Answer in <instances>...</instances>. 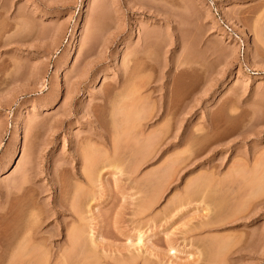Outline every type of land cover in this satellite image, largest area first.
<instances>
[{
  "label": "rangeland",
  "instance_id": "374dc122",
  "mask_svg": "<svg viewBox=\"0 0 264 264\" xmlns=\"http://www.w3.org/2000/svg\"><path fill=\"white\" fill-rule=\"evenodd\" d=\"M4 207L0 264H264V0H0Z\"/></svg>",
  "mask_w": 264,
  "mask_h": 264
},
{
  "label": "bare ground",
  "instance_id": "6f19581e",
  "mask_svg": "<svg viewBox=\"0 0 264 264\" xmlns=\"http://www.w3.org/2000/svg\"><path fill=\"white\" fill-rule=\"evenodd\" d=\"M81 31H82V30H81ZM81 34H82V33H81ZM81 34H80V35H81ZM144 54H145V53H144ZM134 61H135V60H134ZM134 63H135V62H134ZM135 65H136V64H135ZM134 67H135V66H134ZM136 75H137V74H136ZM129 77H130V76H129ZM134 77H135V76H134ZM137 77H138V76H137ZM137 77H136V78H137ZM129 79H130V78H129ZM131 79H132V78H131ZM131 79H130V80H131ZM127 82H128V81H127ZM128 83H129V82H128ZM127 85H128V84H127ZM125 86H126V85H125ZM130 86H131V84H130ZM131 90H132V89H131ZM123 92H124V91H123ZM125 93H126V92H125ZM133 93H134V92H133ZM121 94H122V93H120V95H121ZM135 94H137V92H136ZM135 94H134V95H135ZM127 95H128V94H127ZM118 96H119V95H118ZM122 96H123V95H122ZM119 97H120V96H119ZM129 97H131V96H129ZM123 99H124V98H123ZM131 100H134V99H131ZM140 101H141V100H139V102H140ZM137 102H138V100H137ZM137 102H136V104H137ZM136 104H135V105H136ZM135 105H133V107H134ZM136 107L138 108V106H136ZM102 137H103V136H102ZM89 152H90V151H89ZM94 169H95V168H94ZM91 170H92V169H91ZM89 171H90V169H89ZM94 171H95V170H94ZM92 172H93V171H92ZM91 174H92V173H91ZM212 174H213V173H212ZM89 177L93 178L92 176H89ZM206 178H207V177H206ZM261 178H262V177H261ZM259 179H260V178H259ZM203 180H204V179H203ZM216 180H217V179H216ZM88 181H89V179H88ZM262 181H263V180H262ZM259 182H260V180H259ZM260 183H261V182H260ZM260 183H259V184H260ZM76 187H77V186H76ZM78 187H79V186H78ZM81 187H82V186H81ZM18 189H19V188H18ZM75 189H76V188H75ZM77 190H78V189H77ZM260 191H261V190H260ZM77 193H78V195H79V192H77ZM85 193H86V192H85ZM85 193H84V194H85ZM14 194H15V193H14ZM24 194H25V193H24ZM19 198H20V197H19ZM75 198H76V197H75ZM82 198H83V197H82ZM77 199H79V198H77ZM73 200H74V199H73ZM6 201H7V198H6ZM14 201H15V199H14ZM65 202H66V201H65ZM73 204H74V203H73ZM79 204H80V202H79ZM81 204H82V203H81ZM7 205H8V204H7ZM7 205H6V206H7ZM65 206H66V205H65ZM70 206H71V205H70ZM73 206H74V205H73ZM85 206H86V205H85ZM1 207H2V206H1ZM68 207H69V206H68ZM4 208H5L4 210H3V208H2L3 211L0 213V222H1V220H4L5 222H6L7 220L10 221V218H11V216H12V210H13L12 207H9V208L4 207ZM33 208H34V207H33ZM39 208H40V207H39ZM78 208H79V207H78ZM148 208H149V207H148ZM17 210H19V209H17ZM70 210H71V209H70ZM76 210H77V209L75 208V211H76ZM32 211H33V210H32ZM36 211H37V209H36ZM72 211H73V210H72ZM81 211H82V210H81ZM144 211H145V210H144ZM41 212H42V211H41ZM73 212H74V211H73ZM17 214H18V213H17ZM31 214H32V213H31ZM33 214H34V213H33ZM18 216H19V215H18ZM18 216H17V218H18ZM47 216H48V215H47ZM78 216H79V214H78ZM44 217H45V216H44ZM79 217H80V216H79ZM20 218H21V217H20ZM31 218H33V220H34V218H37V216L35 217V215H34V216L31 217ZM11 219H12V218H11ZM13 219H14V218H13ZM23 219H24V218H23ZM29 219H30V218H29ZM25 220H26V219H25ZM30 220H31V219H30ZM33 220H32V221H29V220H28V221H29L28 224H27V223H26L27 225L25 224L26 229H23V233H24L25 236H23V238H24L23 240L21 239V240H22V244H20L21 242H20V240H19V241H18V242H20V243H19V246H18L19 249H18V248H15V250L17 249V251H18V250H19V251L23 250V251L25 252L26 255H27V254H31V252H34V251H35V250L33 251V249H32L34 243H35L36 246H38L39 244H40V246H42V243H43V246H44V245H45L44 243H46L45 240H47V239L49 240V238H48V237H45V235H43V233L41 234V230H40V229H36V228L38 227L36 224L39 222V219L37 220V221H38L37 223L35 222L36 219H35L34 221H33ZM22 221H23V220H22ZM12 222H13V221H12ZM44 222H45V221H44ZM2 223H3V222H2ZM15 223H16V222H15ZM6 224H7V222H6ZM12 224H13V223H12ZM21 225H22V224H21ZM17 226H18V225H17ZM4 227H5V226H4ZM15 227H16V226H15ZM25 227H24V228H25ZM39 227H40V226H39ZM39 227H38V228H39ZM7 228H8V227H7ZM10 228H11V227H10ZM10 228H9V229H10ZM76 228H77V227H76ZM20 229H22V227H21ZM24 230H25V232H24ZM74 230H75V228H74ZM6 231H7V230L5 229V232H6ZM16 231H17V230H15V233H16ZM42 231H43V230H42ZM76 231H77V230H76ZM78 231H79V230H78ZM3 232H4V230H3ZM7 232H8V231H7ZM17 232H18V231H17ZM19 232H20V231H19ZM13 233H14V232H13ZM3 234H4V233H3ZM11 234H12V233H11ZM16 234H17V233H16ZM59 234H60V232H59ZM59 234H58V235H59ZM72 234H73V232H72ZM78 234H79V233H78ZM81 234H83V233L81 232ZM14 235H15V234H14ZM20 235H21V234H20ZM20 235H18V236H20ZM2 236H4V235H2ZM2 236H1V237H2ZM12 236H13V235H12ZM46 236H47V235H46ZM77 236H80V235H77ZM14 237H15V236H14ZM54 237H55V236H54ZM71 237H73V236H70V238H71ZM81 237H82V236H80V238H81ZM143 237H144V234L140 233V234H139V237H138L139 243H141V241L143 240ZM5 238H7V237H5ZM17 238H18V237H17ZM1 239H2V238H1ZM1 239H0V240H1ZM7 239H8V238H7ZM7 239H4V240H7ZM12 239H13V237H12ZM43 239H44L45 242H42V241H41V240H43ZM4 240H2L3 242L0 241L1 245H2L3 247H6V246L8 247V245L10 246V243H8L9 241L7 240V241L5 242ZM9 240H10V239H9ZM76 240H77V239H76ZM12 241H13V240H12ZM12 241H11V242H12ZM39 241H41L42 243H39ZM15 242H16V238H15ZM37 242L39 243L38 245L36 244ZM68 242H69V241H68ZM74 242H75V241H74ZM74 242L72 241L73 244H74ZM80 242H81V241H80ZM14 244H15V243H14ZM47 244H50V243H47ZM47 244H46V245H47ZM63 244H65V243H63ZM69 244H71V243H69ZM73 244H72L71 246H73ZM75 244H76V243H75ZM77 244H78V243H77ZM35 245H34V246H35ZM46 245H45L44 247H46ZM21 246H22V249H21ZM36 246H35V247H36ZM61 246H62V245H61ZM69 246H70V245H69ZM77 246H78V245H77ZM7 247H6V248H7ZM35 247H34V249H36ZM48 247H49V246H48ZM1 248H2V247H1ZM8 248H9V247H8ZM8 248H7V249H8ZM41 248H43V247H40V249H41ZM60 248H61V247H60ZM60 248H59V249H60ZM71 248H73V247H71ZM71 248H70V250H71ZM11 249H12V248H11ZM20 249H21V250H20ZM65 249H66V248H65ZM5 250H6V249L4 248V251H5ZM8 250H9V249H8ZM13 250H14V249H13ZM37 250H39V248H38ZM45 250H46V249H45ZM67 250H68V249H67ZM9 251H10V250H9ZM43 251H44V248H43V250H42L41 255L44 254ZM62 251H63V250H62ZM62 251H61V252H62ZM79 251H80V250H79ZM40 252H41V250H40ZM40 252H39V253H40ZM48 252H49V251H48ZM3 253H5V252H3ZM34 253L37 254L38 252H34ZM45 253H46V252H45ZM65 253H66V252L63 251V253H61V255H60V259L58 258V263H59V261H60L59 264H66V258H68V254H67V256H66ZM67 253H68V252H67ZM14 254H15V253H14ZM21 254H23V255L21 256ZM21 254H16V255H18V256L20 255L21 257L25 256L24 253H23L22 251H21ZM36 254H34V255H36ZM0 255H2V254H0ZM5 255H6V253H5ZM34 255L32 254L31 257H33ZM77 255H78V253H77ZM2 256L4 257V255H2ZM14 256H15V255H14ZM14 256H11V257L9 256V257H10V260L12 259L11 262H12L14 259L16 260V259H18V258H20V260H21V257H18V256H17V258H16V257H14ZM38 256L40 257V255L37 254L36 257H37L38 259H41L42 256H41L40 258H39ZM56 256H57V255H56ZM75 256H76V255H75ZM3 257H2V258H3ZM13 257H14V258H13ZM26 257H28V256H26ZM31 257L29 256V259H30L31 262H32V259H35L36 257H33V258H31ZM43 257H44V258H47V257H45V255H43ZM43 257H42V259H43ZM88 257H89V256H88ZM7 258H8V256H7ZM24 258H25V257H24ZM24 258H23V260H24ZM79 258H80V257H79ZM42 259H41V260H42ZM73 259H74V258H73ZM128 259H129V258H128ZM4 260H5V259H4ZM18 260H19V259H18ZM18 260H17V261H18ZM41 260H39L38 263L40 262L39 264H41V262H43L42 264H45L44 262H46V261H45V260H44V261H41ZM97 260H98V259H97ZM133 260H134V258H133ZM26 261H27V260H26ZM35 261H36V259H35ZM68 261H69V260H68ZM75 261H76V260H75ZM127 261H128V260H127ZM11 262H10V264H11ZM13 262H14V261H13ZM13 262H12V264H13ZM18 262H19V261H18ZM22 262H23V261H22ZM31 262H29V260H28V263H31ZM47 262H48V261H47ZM125 262H126V261H125ZM8 263H9V262H8ZM14 263H15V262H14ZM28 263H26V264H28ZM32 263L35 264L34 262H32ZM36 263H37V262H36ZM75 263H76V262H75ZM133 263H134V262H133ZM24 264H25V263H24ZM79 264H80V263H79ZM89 264H90V263H89Z\"/></svg>",
  "mask_w": 264,
  "mask_h": 264
}]
</instances>
